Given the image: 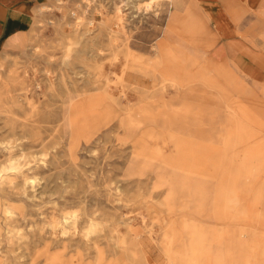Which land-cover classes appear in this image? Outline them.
Segmentation results:
<instances>
[{
    "label": "rangeland",
    "instance_id": "obj_1",
    "mask_svg": "<svg viewBox=\"0 0 264 264\" xmlns=\"http://www.w3.org/2000/svg\"><path fill=\"white\" fill-rule=\"evenodd\" d=\"M208 31L191 0L36 11L0 52V264H264V36L247 73Z\"/></svg>",
    "mask_w": 264,
    "mask_h": 264
},
{
    "label": "crops",
    "instance_id": "obj_2",
    "mask_svg": "<svg viewBox=\"0 0 264 264\" xmlns=\"http://www.w3.org/2000/svg\"><path fill=\"white\" fill-rule=\"evenodd\" d=\"M49 0H0V52L21 50L26 46L28 33L34 23L36 11ZM168 1V0H167ZM176 1V3H175ZM205 18L209 33L214 37V53L238 62L253 72L250 62L255 57L251 44L262 42L264 36V0H191ZM178 6L181 0H169ZM201 30L203 23L188 14ZM180 22L176 11L170 13L168 25ZM22 46V47H23ZM23 47V48H24ZM243 60H245L243 62Z\"/></svg>",
    "mask_w": 264,
    "mask_h": 264
},
{
    "label": "bare ground",
    "instance_id": "obj_3",
    "mask_svg": "<svg viewBox=\"0 0 264 264\" xmlns=\"http://www.w3.org/2000/svg\"><path fill=\"white\" fill-rule=\"evenodd\" d=\"M168 1H169V0H168ZM175 3H176V1H175ZM117 12H118V11H117ZM114 19H116V21H117V18H114ZM118 23H119V22H116L115 24H116V25H118ZM167 25H168V24H167ZM185 25H186V26H188V24H187V23H185ZM185 25H184V26H185ZM168 30H169V32H168V33L170 34V32H171V30H172V27H171V26H169V25H168ZM21 48H23V47H21Z\"/></svg>",
    "mask_w": 264,
    "mask_h": 264
}]
</instances>
